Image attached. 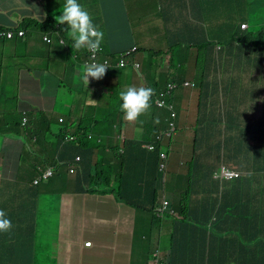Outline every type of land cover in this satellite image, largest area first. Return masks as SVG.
Segmentation results:
<instances>
[{"label": "crops", "instance_id": "crops-1", "mask_svg": "<svg viewBox=\"0 0 264 264\" xmlns=\"http://www.w3.org/2000/svg\"><path fill=\"white\" fill-rule=\"evenodd\" d=\"M79 1L88 11L91 4L92 10L96 11L97 0ZM145 1L152 6V12L145 16L149 20L158 11L166 24L181 17L183 24L172 27L175 36L182 32V36H189L192 42L233 38V31L224 33L214 29L212 34L207 30L203 23L210 20L215 25L218 20L211 15L218 13L203 10L201 0H194L190 12L194 17L188 21L186 6L191 5L192 0ZM65 2L0 0V27L27 30L26 39L0 40V209L7 213L13 225L9 232L0 235V250L13 245L17 264H27L29 246L34 248L30 249L33 252L31 264H152V254L156 251L160 252L165 264H186L194 257L193 250L201 255L196 264H255V256L260 253L259 244L264 241V192L262 194L253 187L252 176L241 168L245 149L254 144V140L244 139L242 133L248 131L264 145V136L258 137L253 128L256 126L254 109L247 113L249 117L243 125L232 112L230 124L225 127L230 135L227 136L228 152L224 155H230L233 161L224 156V162L246 174L236 182H220L213 176L221 153L219 142L214 143L212 117L215 111L210 108L204 115L202 133L207 139L206 147L194 153L186 152L185 157L192 159L183 160L178 170L167 176L171 179L166 185L172 191L169 195L171 204L176 198L183 199L185 204L174 215H166L156 232L148 215L137 214L130 206L117 201L113 194L87 191L78 176L70 174L67 164L59 165L58 161L73 159L70 146L63 145L57 138L67 126L71 127L66 129L67 132L74 133L77 125H90L97 134L110 135L107 139L104 137L105 143L114 146L117 133L97 132L98 120L108 113L118 121L121 114L120 100L105 97L104 77L100 80L91 78L88 87L81 81L79 68L84 64L82 61L87 58V52L73 49V40L65 28L60 30L70 40L64 49L49 46L42 39V32L56 27L55 17L61 14ZM116 5L119 6L117 0ZM234 5L232 0V7ZM231 16L234 18L233 14ZM147 23L141 27L129 25L132 29L121 33L118 40L123 42L129 36L131 42L126 46L138 45L151 51V28L143 31ZM108 42L114 44L111 38L103 40V44ZM179 48L171 59L172 54H166L168 48L159 51L160 58L153 59L142 53L139 62L144 81L140 73L130 68L127 71L135 72L134 81L125 78L123 89L130 85H146L164 90L171 79L162 85V75H169L172 62L179 69L183 67L178 58ZM119 50L121 48L111 49L113 53ZM203 53L216 57L217 48L210 44ZM44 56L51 60L44 64ZM190 56L194 53L190 52ZM63 61L69 71L66 74L59 71ZM197 65L201 67L198 62ZM207 65H211L212 70L208 71ZM216 66L210 61L204 64L207 78L216 72ZM233 77L230 75V81ZM137 78L139 85L135 84ZM207 85H202V98L211 101V107L216 108L212 103L217 96L207 92ZM26 116L29 121L25 120ZM168 116L167 110L159 109L155 112V125H151L152 111L149 110L137 126L130 122L122 124L120 116L117 128L122 125L128 137H141L144 133L151 136L166 128ZM60 119H64V123L61 124ZM138 128L141 131L138 132ZM46 166H56V174L49 181L37 184V169ZM250 171L254 174L264 171V166ZM257 174V185L264 189V173ZM223 210L230 215L222 217ZM77 212L79 218L74 216ZM137 216L143 225V241L136 244ZM19 231L23 232L24 239ZM159 233L168 237L167 245ZM87 242L92 245L87 247ZM152 246L151 251L145 250ZM42 247L45 249L37 255V250Z\"/></svg>", "mask_w": 264, "mask_h": 264}, {"label": "rangeland", "instance_id": "rangeland-1", "mask_svg": "<svg viewBox=\"0 0 264 264\" xmlns=\"http://www.w3.org/2000/svg\"><path fill=\"white\" fill-rule=\"evenodd\" d=\"M239 0H234V8H238L237 3ZM119 6L116 5V0H97V9L92 12L93 20L96 18L97 25L104 31V39L111 38L113 43H104L108 49H119L124 44H129L131 42L129 36L125 38L123 42L119 41V35L123 32H129L132 27H141L145 23L147 25L143 28V31H147L151 28L152 40H151V51L150 54L152 58H160L159 51H164L168 48V44L173 43L175 41V33L172 31V27L174 29L180 22V16L177 17L173 23L166 24L163 22V15L161 12H156L151 20L149 18H145L151 11L152 6L147 3L145 0H117ZM203 10L209 11L210 9L217 8L218 14H213L212 18H216L218 21L214 25V23L210 20L203 23L206 25L207 30H210L215 33L214 29L219 30L221 25L219 24V20L222 19V24H228L229 18L227 15H231L228 13V7L232 5V0H201ZM252 3L250 8L246 5L244 10H247L243 13L242 18H246L249 22V31H257L263 29L261 26L259 28L255 26V22L258 21V15L255 14V11L259 7H264V0H249ZM194 0H192L191 5H187L186 9L188 10V18L191 19L194 17L190 14ZM13 8V7H12ZM27 9L31 10L33 7H27ZM89 10L90 7H89ZM62 15V11L61 14ZM234 18H240L238 13H234ZM262 20L264 21V15H261ZM0 19L2 16L0 15ZM142 19V20H141ZM237 21L241 22L243 20L237 19ZM246 22V21H243ZM56 28L63 29L67 27V24H59L56 19L54 20ZM131 25L132 27H129ZM214 27V28H213ZM161 28V31L160 29ZM57 41V40H56ZM184 44L190 45L192 44V40L189 36H186L182 39ZM205 41H198L199 44H203ZM231 40H224L221 45L223 50L219 53L220 58H227L228 64H232L233 70H228L229 66L227 62L221 64L219 60H217L216 72L210 75V78H207V72L204 67L199 68L196 66L195 58L198 57V48L193 49L189 46H181L178 50V58L183 63V67L178 70L177 65H174L175 69L169 75H162L163 84H166L169 78L171 82H174L177 85V88L173 91L171 97L169 98V103L172 105L174 112L176 113L175 119H170L173 122L176 130V136L174 135L172 138L166 137L165 144L169 148V158H172V166L170 167L167 174H172L178 170L180 167V163L185 161H189L192 159L191 156L185 157V153H193L194 141H196L197 151L201 150L203 147L205 148L207 145V139L205 135L203 136L202 130L204 124L203 117L207 114L211 108V111H215L213 114V132H214V143L217 144L220 142L221 147L224 142L227 143V147L229 146L228 135L230 132L225 129L223 114L225 118V122L230 124V110L235 112L239 121H241L243 125V116L244 113V104L249 103L255 105L256 109L254 110V122H256V135L258 137L264 136V64L263 59L259 61H253L248 63L247 69L244 70L246 62L241 65L236 64L235 60L232 61L234 55L236 57L237 50L234 51V54L229 55V43ZM236 42H233V44ZM55 47H58V43L56 42ZM253 47V46H252ZM192 50V51H190ZM41 52V50H40ZM190 52L194 53L195 58L190 56ZM157 53V54H156ZM54 56V55H53ZM254 59H257L259 56L257 53L250 54ZM2 59L0 58V61ZM51 59L44 56L43 63L49 62ZM55 65L57 66L56 62ZM59 71L66 74L68 73L67 63L63 61L59 65ZM135 72L126 71L120 74L117 78H105V88L108 94L105 96L106 98H119V93L123 90L124 84L123 81L125 78H128L134 81ZM230 75L234 76L230 81ZM176 79L175 81H173ZM139 78L136 79L135 84L139 85ZM185 82L195 83L196 87L194 88H186L184 87ZM212 82L208 88L207 92L212 93L217 96V99L212 104L217 106L216 108L211 107V101L208 102L207 99L202 98V85L208 84ZM254 83H256L257 89L253 87ZM141 86V85H139ZM259 87L263 88L262 90ZM193 97V98H192ZM99 126L97 127L98 131L103 130L105 133L110 132L117 133L118 136L114 140V149L121 151L124 147V133L120 132L117 128L118 121H115V118L110 114H105L103 119H99ZM247 122V121H246ZM253 122V123H254ZM244 127V126H243ZM108 130V131H107ZM244 139H252L254 140V145H249L247 149L244 151V158L241 161V168L248 172L254 181L253 187L263 194L264 189L257 185L258 174L252 173L251 169L263 168L264 166V145H262L259 140L253 135H251L248 131H245L243 134ZM172 140H175L174 143ZM247 141V140H246ZM242 142V141H241ZM244 144V142H243ZM216 149V147H213ZM175 155V156H174ZM110 158L107 159L109 161ZM116 173H119V169H115ZM121 173V172H120ZM188 174V172H186ZM168 180L164 184H168ZM172 194V191L169 188H166L162 193L157 196V204H162L163 198L168 197ZM264 195V194H263ZM171 199V198H169ZM149 204V202H147ZM183 199H174L173 203L169 207V211L173 210L174 212L177 209H180L184 205ZM140 207H145L146 202L144 200L143 205H139ZM182 214V209L181 212ZM137 214H141L140 211ZM75 217H80V213L77 212L74 214ZM155 212L153 215L150 214L148 216V220L152 222V225L155 226V232L160 230V222L154 218ZM178 217V215H176ZM192 221H190L191 223ZM143 225L140 218L137 216L136 221V230L134 235V241L137 244L141 243ZM150 232H153L151 229ZM170 234V233H169ZM159 236L162 237V240L165 241L164 245H167L168 237L163 233H159ZM29 241V239H27ZM43 241V240H42ZM44 242V241H43ZM146 244V243H145ZM152 247H148L145 250L151 251ZM158 248V247H155ZM45 249L42 247L37 250V255H39L40 251ZM49 252V251H48Z\"/></svg>", "mask_w": 264, "mask_h": 264}, {"label": "clouds", "instance_id": "clouds-1", "mask_svg": "<svg viewBox=\"0 0 264 264\" xmlns=\"http://www.w3.org/2000/svg\"><path fill=\"white\" fill-rule=\"evenodd\" d=\"M55 19L57 23L61 25L65 23L67 24V28L65 27L64 30L68 31L69 36L73 40V44H72L73 49L77 51L80 50V52H87V58L82 61L84 64L81 65L79 68L80 79L86 87H88L89 82H92L91 78L100 80L103 77L106 78L108 75L117 76L122 74L123 72H126L130 68L135 69L138 73H140L141 79H143L144 81V74L142 73V67H141V63L139 62V57L144 52L146 53L147 56L152 57L150 54V49L145 51L138 45L126 46L123 44L121 46V50L113 53L111 49H108L106 45L103 44L104 31L99 27V25L94 23V20L90 12L87 10V8L84 5L79 3V0H66L65 4L62 6V15L56 16ZM186 20L188 21V14L186 16ZM179 23L183 24L182 19H180ZM219 24L221 25V27L218 30V32H224V33L231 32V30L229 29L222 30L224 28L222 22H220ZM244 24L247 25V28H243ZM249 27L250 26L248 22H244L241 24L242 30H248ZM49 28L50 29L42 32L43 41L47 45L54 47L57 42L58 47L56 48L64 49L67 46L70 39L67 38L64 35V32L61 31L60 29L56 27L54 30L52 29V27ZM0 30H4L7 32L12 31L15 34L14 38H10V39L2 38L0 40H15V39L23 40L27 37L26 28L0 27ZM22 31L25 33V35L23 36L20 35V32ZM185 37L186 36H182V32H178L177 35L175 36V41L173 43L168 44V50L166 51V54H172L170 55V59L173 57V54L177 52V48L181 46H189L193 49L198 48V57L195 58V60L201 65V67H204V64L209 61L211 62L212 65L214 62L217 64V60H219L221 64L227 62L228 60L227 58H220L219 56V53L223 50L221 43L224 40H228V39L231 40L229 43V50H230V44L232 42V38L211 40L212 44L217 48V55L215 57L214 55L203 53L204 49L209 46L207 45L208 44L207 39H205L203 44H199L198 42H192V44L187 45L184 44V42L182 41V39H184ZM96 53H97V57L95 59ZM91 54H92V59H91ZM173 60L174 58L172 59V61ZM227 63H229V61ZM228 66H229L228 70H233L232 68L233 66L231 67L230 64ZM209 85L210 84H208L206 88H208ZM183 86L188 88H194L196 87V84L191 82H185ZM176 88L177 85L174 82H170L164 90H155L154 88L146 85L145 86L130 85L119 93L120 110H121L120 116H121L122 124L130 122V125L137 126L141 122L143 116L150 110L152 111L151 125H155L156 111H158L159 109H165L169 113L166 128L162 131H155L154 134H152L151 136H148V133H144L141 137H128L126 130L123 129L122 125H120L118 128L119 133L120 132L124 133V138H123L124 147L120 151L121 153H124L128 144L131 142H140L142 144V148L149 153L155 152L157 150L158 145H164V148L159 155V158L161 159V163L159 164V171L162 165L165 166V170L163 172L160 171L163 186L160 190L159 189L157 190L158 195L166 189V185L164 187V184L167 181V176L169 175L166 173L170 160L169 148L165 144L166 137L172 138L174 135L176 136L177 133L173 122L172 121L169 122L170 119H175L177 117L172 105L169 103V98L171 97L173 91ZM104 94L107 95L108 92L105 91ZM243 108L245 113V115L243 116V121H245L249 117L247 113L251 109L255 110L256 107L255 105L245 103ZM232 112L234 111L231 108L230 115ZM120 116L118 117L119 119ZM25 120L29 121L27 116ZM223 120H224V124L227 125V123L225 122L224 114H223ZM64 121H65L64 119H60L61 124L64 123ZM226 125L224 127H226ZM253 128H255L256 130V126ZM66 129L69 130L71 129V127L67 126ZM66 129H64L63 132L60 134V137L58 136L57 138L59 141L62 142L63 145L70 146L73 159L71 161H58V162L59 165L67 164L71 175L78 176L81 173L80 163L82 162V157L79 154H76L75 150L82 151V147L85 142L94 143L95 145H99L101 147L100 149L93 148V158L105 147H107L108 152L110 151L109 149L114 147V146H107V144L105 143L104 137L105 139H107L110 135L104 134L103 137L102 135H99L96 132H94V128L91 127L90 125H86V124L77 125L74 128L75 130L74 133H68ZM154 129H156V126H154ZM137 131L139 132L141 131V129L138 128ZM228 147H227V143L225 142L221 147V144L219 142V149L221 153L219 157L217 171L213 174V176L216 180L220 182H236L241 180L246 175L245 173L238 171L231 166L228 167L227 163L224 162V154L228 152ZM162 154H165L166 158H162ZM127 160H129V162L131 163L137 161L135 165L147 161L143 157L136 155H128ZM37 171L39 177L37 178L36 183L38 184L43 181H49L51 178H53L56 174V166H50V167L46 166L45 168L38 167ZM48 171H52L53 174L51 176L45 177V174ZM187 172H189V168ZM257 173H264V171H259ZM165 201L168 202V206L166 207V209H162L163 203ZM170 204H171V200L165 197L163 198L162 204L159 205L157 204L155 206L154 212H155L156 220H159V222H161V220L166 215L168 214L174 215L173 210L169 211ZM141 214H145V213L141 212ZM12 227L13 225L11 219L7 216V213L3 209H0V232H5V233L9 232L12 229ZM87 243H86L87 247H90L92 245L91 243L90 246H88ZM163 263L165 264V261L163 260V258L160 257L159 251H156V253L152 254V264H163Z\"/></svg>", "mask_w": 264, "mask_h": 264}, {"label": "trees", "instance_id": "trees-1", "mask_svg": "<svg viewBox=\"0 0 264 264\" xmlns=\"http://www.w3.org/2000/svg\"><path fill=\"white\" fill-rule=\"evenodd\" d=\"M246 5L250 8L252 3L249 2V0H239L237 3L239 9L234 8L231 5L228 7L227 11L231 15L238 13L241 20L248 22L246 18H242L243 13L245 11L247 13V10H244ZM89 7L91 9L89 12L92 15V4ZM60 10H62V8ZM211 11H217V8L213 10L211 9ZM255 14L259 16L258 21L255 22V26L258 28L261 26L263 29L259 28V30L253 32H250L249 29L242 30L241 24L244 22L236 21V19H234L231 15H229L230 22L223 25L224 28L222 29H229L234 32L232 42L230 44L229 55L234 54V51L237 50L236 57L234 55L232 61L235 60L238 65L246 62L244 70L247 69L248 63L259 61L261 59L264 60V21L262 20L263 17H261V15H264V7H259L255 11ZM48 24L53 26L51 21H48ZM52 29L54 30L55 27H52ZM233 42L236 43L233 44ZM210 44H212V42L208 39L207 45ZM253 53H257L259 57L254 59L253 56H250V54ZM230 65L232 67V64ZM206 67L208 71L212 70L211 65H207ZM174 69V67H171L169 72L171 73ZM253 87L255 90H258L256 83H254ZM259 89L262 90L263 88L259 87ZM174 141L175 140H172L173 143ZM196 141L197 139L194 141L193 153L197 150ZM93 148L100 149L101 147L99 145H95L94 143L85 142L82 147V151L75 150L76 154H79L82 157V162L80 163L81 173L78 175V180L81 184L87 186V191L92 193L101 192L104 194V192H107L113 194L115 195V199L117 201L125 203L126 205L134 208L137 212L141 211L147 215H153L154 208L157 205V190H160L163 186L161 173L159 171V164L161 163L159 155L163 150L164 145H158L155 152L149 153L142 148V144L140 142H131L128 144L124 153L114 149V147L109 149L110 151L108 152L107 147H105L94 158ZM128 155L140 156L147 161L135 165L137 161L133 163L129 162V160H127ZM224 156L230 162L233 161V158L230 155L227 154ZM108 158H110L109 161H107ZM171 166L172 158L169 160L166 173L169 171ZM115 169H119V173H116ZM176 185H178L177 182ZM93 187H99L100 189ZM175 188L177 189V186ZM125 189L128 192H126ZM144 200L146 202V206L142 208L139 205H143ZM147 202H149V204ZM220 215L222 217H227L230 214L229 212H226V210H223ZM154 218L156 217L154 216ZM19 233L24 239L23 232L19 231ZM1 234L4 233L0 232V235ZM259 234L256 237H258ZM14 237H16V235ZM27 244H29V242ZM30 249L33 250L34 248L31 246L28 247L27 264H31L33 261V252H30ZM258 251L260 253L255 256V264H264V241L260 242ZM193 256L194 257L189 262H186V264H191L193 262L196 264V262L201 258V255L197 254L196 250H193ZM0 264H17L14 257L13 245L0 250Z\"/></svg>", "mask_w": 264, "mask_h": 264}, {"label": "built area", "instance_id": "built-area-1", "mask_svg": "<svg viewBox=\"0 0 264 264\" xmlns=\"http://www.w3.org/2000/svg\"><path fill=\"white\" fill-rule=\"evenodd\" d=\"M243 28H247V25L244 24V25H243ZM20 35L23 36V35H25V33L22 31V32H20ZM14 37H15L14 32H12V31L7 32V31H4V30H0V39H2V38H9V39H10V38H14ZM96 57H97V53H96V55H95V59H96ZM91 59H92V54H91ZM95 62H96V61H95ZM162 158H166V155H165V154H162ZM164 170H165V166L162 165V166L160 167V171L163 172ZM52 174H53L52 171H48V172L45 174V177L51 176ZM167 206H168V202L165 201V202L163 203V207H162V209H166ZM90 244H91V242L87 243L88 246H90Z\"/></svg>", "mask_w": 264, "mask_h": 264}]
</instances>
